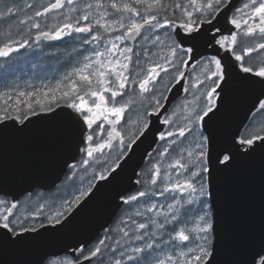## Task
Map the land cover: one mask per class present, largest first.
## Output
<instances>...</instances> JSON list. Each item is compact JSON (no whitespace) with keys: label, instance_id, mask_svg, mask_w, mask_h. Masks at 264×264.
<instances>
[{"label":"snow or ice","instance_id":"6c2138e0","mask_svg":"<svg viewBox=\"0 0 264 264\" xmlns=\"http://www.w3.org/2000/svg\"><path fill=\"white\" fill-rule=\"evenodd\" d=\"M230 3L231 0H53L40 5L42 10H34L33 14L28 13L34 9L29 0L0 3V22L12 25L16 21L15 33L10 30L0 39V58L4 61L22 48L61 40L72 33L91 34L83 36L81 43L93 46L92 53L83 55L73 71L55 86L34 91H21L17 86L13 89L14 103L9 102L13 100L11 94L0 93V132L23 133L31 116L51 112L62 104L71 110L65 113L68 120L78 124L84 133L80 167L86 171L92 164H100L102 169L98 172L102 183L89 181L84 188L81 181L70 200L65 198L47 214L41 207L18 216L16 202L0 200V245L20 247L40 240L45 233L35 226L37 219L45 232L66 230L69 216L116 182L118 170L134 154L138 141L147 139L153 127L160 125L152 133L154 141L163 143L158 152L160 159L149 169L150 182L154 186L158 181L163 184L159 194L170 193L167 198L171 202L163 212H155V206L136 211L134 215L142 218L138 222L123 206L155 192L118 193L114 203L128 215V221H121L127 230L121 228L122 234L114 241L121 258H113L109 264H224L214 182L236 166L238 157H251L256 151L255 141H264V135L259 133L253 136L239 132L219 147L215 141L213 128L226 110L232 71L238 68L244 79L255 76L264 80V0H248L237 9L242 15H233L228 21L240 30V36L231 31L225 36L219 27L217 18ZM249 20L253 23L249 24ZM81 21L87 24L80 26ZM130 41L137 42L136 48L128 46ZM210 46L230 53L237 63L214 55L193 76L187 70L196 69L194 54ZM238 47L243 48V55L238 54ZM253 53L258 55L253 57ZM245 56L257 61L258 69L247 66ZM222 60L226 62L222 64ZM177 85L185 94L179 110L169 103ZM257 107L264 114V101H257ZM129 112H134L137 119H126ZM105 132L106 138L101 140ZM69 167L72 179L78 168L76 164ZM92 177L94 181L96 171ZM29 220L33 221L31 227L25 223ZM125 238L129 245L141 243L126 248L122 243ZM110 240L111 230L94 246L91 242L70 243L62 253L41 257L38 264H105L102 248L117 252V247L108 243ZM243 252L244 258L235 264H264V235L258 241L246 242Z\"/></svg>","mask_w":264,"mask_h":264},{"label":"water","instance_id":"95a60500","mask_svg":"<svg viewBox=\"0 0 264 264\" xmlns=\"http://www.w3.org/2000/svg\"><path fill=\"white\" fill-rule=\"evenodd\" d=\"M245 1L231 0L219 14V27L225 36L230 31H237L228 21ZM214 55L226 57L232 64L237 63L230 53L211 46L195 53L194 63ZM225 62L222 60V64ZM243 76L238 68L230 75L226 110L213 128L217 147L230 142L238 132L241 134L251 114L258 108L257 101L264 100V80L255 76L244 79ZM182 95L177 85L170 94L169 103L172 105ZM70 111L59 105L51 112L31 116L23 133L13 130L0 132V193L16 199L34 188L50 189L62 179L67 166L77 160L84 136L80 126L71 123L65 115ZM159 127L162 126L155 125L147 139L138 141L134 154L122 163V170H118L116 182L69 216L66 230L52 232L49 229L45 232V229H39L45 234L36 242L20 247L0 245V264H38L41 257L52 252L62 253L70 243L85 244L96 240L119 212L114 203L115 196L121 192L129 195L137 188L138 172L158 142V139L154 141L152 133ZM262 145L264 141H255V153L248 159L238 157L236 166L214 182L224 264H235L243 259V245L248 241H258L264 235ZM94 183L99 185L102 181L98 179Z\"/></svg>","mask_w":264,"mask_h":264},{"label":"trees","instance_id":"16d2710c","mask_svg":"<svg viewBox=\"0 0 264 264\" xmlns=\"http://www.w3.org/2000/svg\"><path fill=\"white\" fill-rule=\"evenodd\" d=\"M23 18V17H22ZM16 24V21H13L12 25H9L5 22H2V24H0V29H1V33H3L5 30L3 29L2 25H4L5 29L9 32L10 30L13 31V33H15V29L13 27V25ZM6 32V31H5ZM7 33V32H6ZM4 37L0 36V39H3ZM58 46V45H57ZM57 46H54V48L51 47H46L44 49V55L42 53V56H48V58H46V60H43V62L40 61L41 55L39 53H37L35 51L34 48H24L22 49V51L20 50L19 52H14L12 53L11 57L9 58L8 61H4L2 58H0V82L1 81H6L9 82L15 79H19L21 77V75L25 74V71L28 69L29 71L32 70L35 74L42 75L41 73H46L47 76L48 74L54 72L59 73L61 71L62 67L61 65H63L64 61H69L70 58V52L67 43H59V46L61 47L58 48ZM57 48V49H56ZM53 49V51L51 50ZM55 49V50H54ZM35 51V52H33ZM51 51V52H50ZM56 51V53H54ZM62 51V52H61ZM33 52V53H32ZM64 52V53H63ZM78 51H76V59L78 58ZM21 53V54H20ZM51 53V54H50ZM25 57H24V55ZM28 54V55H27ZM30 54H34L32 57V55ZM57 54V55H56ZM60 54V55H59ZM67 54V55H66ZM27 55V56H26ZM56 55V56H55ZM63 55V56H62ZM29 56V58H28ZM31 56V57H30ZM51 56V57H50ZM60 58H59V57ZM80 56V55H79ZM53 57V58H52ZM54 57H58V60H55L56 58ZM31 58V59H30ZM34 58V59H32ZM52 58V59H51ZM26 59V60H25ZM39 59V60H37ZM48 59V60H47ZM49 59L51 62H56L54 65L55 70H52L51 68H49L50 66H52L54 63H50ZM63 59V60H62ZM67 59V60H66ZM28 60V61H27ZM31 60V61H30ZM37 60V61H36ZM22 61V62H21ZM27 61V62H26ZM30 61V62H29ZM45 61V62H44ZM47 61V62H46ZM59 61V62H58ZM63 61V62H62ZM25 62V63H24ZM41 62V63H39ZM22 63V64H21ZM28 63V64H27ZM32 63V65H31ZM39 63V64H38ZM44 63V64H43ZM20 64V65H19ZM30 64V65H29ZM35 64V65H34ZM41 64V65H40ZM51 64V65H50ZM59 64V65H58ZM27 65V66H26ZM44 65V66H43ZM46 65V66H45ZM50 65V66H49ZM30 66V67H29ZM39 66V68H37ZM41 66V67H40ZM17 67V68H16ZM25 67V69H24ZM44 67V68H43ZM21 68V69H20ZM49 68V69H48ZM58 68V69H56ZM17 69V70H16ZM51 69V70H50ZM60 70V71H59ZM54 77V76H52ZM60 77V76H57ZM48 78H50L48 76ZM54 78H52L53 80ZM60 81H62L61 79H59ZM0 103H2V101H0ZM261 129H264V114L259 113L258 109L253 113V115L251 116L249 122L247 123L244 131L242 132L241 135H253L255 136L257 133H259L260 135H264V131H261ZM155 152V151H154ZM153 152V153H154ZM150 155V159L152 158V155ZM147 164H145V166H143V168L140 170L139 174H138V180H141L143 183H138L137 189L135 190V193L138 195V191H156L158 190V187L155 185H151L150 182V178L151 175L149 174L150 171V167L151 166H147ZM166 196L161 195V197H155V195H150L147 197H141L138 199V201H136L135 203H133L132 205H125L123 206L125 209H128V215L132 216L133 220H136L138 222H142V218L139 216H135L134 213L136 211H145L146 208L151 207L150 204H152L154 202V211L159 213L157 211V206L159 204L162 205L163 208H166V204L171 202H165L163 203V199ZM193 208H195V206H193ZM194 213V212H193ZM193 213H190V215H193ZM128 215H126L123 211H119L114 223L111 225V227H109L108 232L111 230L112 232V240L108 241L109 244H111L114 247H117V252L112 253L106 249L102 248V251L106 253L107 255V259L105 260V264H109V262L113 259V258H121L119 256V246H116L114 241L116 239H119L120 235L122 233H120V229L121 228H125L127 230V225L121 223V221H128ZM148 216H152L154 219H162V217H157L154 216L153 213H147ZM130 223V221H129ZM130 236H134V233L130 232ZM128 238H125V241H122V243L124 244V246L130 247V246H136L137 244H140L141 242L136 241L133 244L129 245V243L127 242Z\"/></svg>","mask_w":264,"mask_h":264},{"label":"flooded vegetation","instance_id":"af4514ba","mask_svg":"<svg viewBox=\"0 0 264 264\" xmlns=\"http://www.w3.org/2000/svg\"><path fill=\"white\" fill-rule=\"evenodd\" d=\"M29 2H32L34 4V9L28 10V13L33 14L34 10H42V8H40V5H46L50 2H53V0H29ZM51 15H53V14H49V16H51ZM23 18H26V17H23ZM38 19H45V18H38ZM83 22L86 23L85 21H83ZM83 22H81V23H83ZM252 23H253V21L251 20L249 24H252ZM85 35H88V34L72 33L71 35L63 36L61 38V40L42 41V42H40L39 46H36L33 44L32 48H34L35 51H37L41 55L40 60L42 61V60L48 58L47 56H44V58L42 56V53L44 54V49L46 47L52 46V48H54V46H57V45L59 46L60 42L67 43L68 44L67 48L69 49V52H70L69 61H67L63 64V67H61L62 69L64 68L63 70L61 69V71L59 73H56V76H64L66 73H71L74 69V66H77L78 62L82 61V57L78 61L75 60L76 59V51H78L77 52L78 56L80 54L89 55L92 53V47H93L92 45L81 43V40H82L83 36H85ZM26 39H27V36H26ZM29 43L31 44L32 41H29ZM136 43H137L136 41H134L132 44L128 42V46H132V47L136 48ZM100 50L102 51L103 48H101ZM238 54H241V51L238 52ZM261 54H264V53H261ZM247 58H248V56L244 57V63L247 66H251L254 69H258V67L260 65L256 62L255 63L248 62ZM201 61H204V60H201ZM51 67H52L51 68L52 70H55L54 64ZM56 69H58V68H56ZM53 73L54 72L48 74V76L50 77V75ZM41 74H43V73H41ZM135 116H136V114L134 112L126 113V119H129V120H135ZM122 124H123V121H122ZM104 126H105L104 128L107 130L108 129L107 125L105 124ZM105 134H106V132H105ZM102 138L103 137H101L100 139L102 140ZM83 147H84V143L82 144V146L80 148V153H79L77 160L73 163H70L67 166L66 172L63 174L62 179L58 183H56L52 188L47 189V190H44L41 188H34L32 191H28L16 199H13L9 195H5L3 193H0V200H7L9 203L16 202L18 205V209L16 210V214L18 216L29 215L32 212L38 211L39 208H41V207L44 208L45 214H47L49 211L53 210L54 208H58L65 198L70 200L73 197V195L75 194L76 187L78 186L77 184H75L74 181H72V179H74L75 176H78V173H75V175L73 176V178L71 179V181L69 183L67 182V177H69V174L72 173V169L69 166L72 164H76L77 168H78L77 172L82 174L84 179H86L88 176H90L89 179H93L91 172L93 170L97 169L100 165V164H96V165L92 164V166L88 168L90 170L92 169V171L90 173H87L88 169L85 171L84 168L80 167V162L83 159V152H82ZM105 151L107 152L108 150L106 149ZM98 179H99V177L97 174V177L93 181V183ZM2 211H3V206L0 205V212H2ZM25 223H27L28 226L31 227L33 221L29 220V221H25ZM39 223L40 222L38 219L35 220V226L37 227V229H40ZM106 233H108L107 229L104 230L103 232H101L100 235L98 236V238L96 240H94L91 243V245L94 246L98 242V239L103 238ZM103 259H104V261L107 259V255L105 252H104Z\"/></svg>","mask_w":264,"mask_h":264},{"label":"rangeland","instance_id":"374dc122","mask_svg":"<svg viewBox=\"0 0 264 264\" xmlns=\"http://www.w3.org/2000/svg\"><path fill=\"white\" fill-rule=\"evenodd\" d=\"M4 2V0H0V3H3ZM89 2H91V0H89ZM243 6V5H242ZM241 6V7H242ZM66 11V9H61L60 10V12H65ZM78 14H80V13H72V15H78ZM234 15H237V16H240V15H242L241 13H239L238 11L234 14ZM60 19L62 20L63 19V17L61 16L60 17ZM244 19H247V17H244ZM250 21L251 20H249L248 21V23H250ZM81 22H83V21H81ZM0 24H2V22H0ZM87 24V22L86 23H81V25L80 26H85ZM2 27H3V29L6 31V32H8L6 29H5V27H4V25H2ZM245 26L243 25V22H242V29L244 28ZM3 32V33H1V29H0V36H2V37H4V35L6 34V32ZM80 34V33H79ZM238 36H240V30L238 31V33H236ZM89 36L91 35V34H88ZM115 35V34H114ZM16 38H19V37H16ZM25 39H26V36L24 37ZM241 39H245V40H251V38H243V37H241ZM256 42H258V41H255V40H252V43H256ZM22 49H24V48H22ZM22 49H20V50H22ZM237 51L238 52H240L241 51V54L243 55V48H241V47H239V48H237ZM258 54L257 53H253V57H255V56H257ZM207 60L208 59H206V60H204L203 62H201L200 64H198L197 66H196V69L195 70H192L191 72L193 73V76H195L199 71H200V68H199V66L202 64V63H207ZM247 61L248 62H250V63H257V61H255L254 59H252L251 57H249L248 56V58H247ZM74 67H76V66H74ZM52 76H54V77H52ZM63 77L64 76H60V77H57L56 76V74L55 73H53V74H51L50 75V78H48V76H47V74L46 73H43L42 75H39L38 76V74H35L32 70H26L25 71V74H23V75H21V77L19 78V79H15V80H12V81H10L9 82V80H8V82H4V81H1L0 82V93H9V94H11L12 96H13V100L12 101H9L10 103H14V100H15V92L13 91V89L14 88H17V86H18V90H21V91H34V90H36V89H42V90H46L45 89V86L46 85H50V86H55V84L56 83H58V82H61L59 79H61V80H63ZM52 78H54L53 80H52ZM201 78H203L202 76H201ZM65 83H67V82H65ZM29 85H31V87H29ZM184 97H185V95L177 102V103H175L174 105H173V107L174 108H176L177 110H179V106L184 102ZM189 99H191V96H189L188 97ZM173 107L169 110L170 112L173 110ZM135 119H137V117L135 116ZM107 125V124H106ZM105 127V126H104ZM117 127H120L119 125L117 126ZM107 128H108V125H107ZM106 138V134L103 136V138L102 139H105ZM163 142H159V145L157 146V149L155 150V152L153 153L154 155H152V158L150 159L149 158V161L147 162L148 163V165L147 166H151L152 167V165L153 164H155V162H156V160L157 159H160V157L158 156V152L161 150V144H162ZM108 163H111V160H108L107 161ZM146 163V164H147ZM96 165V164H95ZM150 167V168H151ZM100 170H102L101 169V166L99 165V167L97 168V169H95V170H93L92 171V169L90 170V169H88V171H87V173H90L91 171V175H92V173L94 172V171H96L97 172V174H98V172L100 171ZM169 171H172V172H174V170H172V169H169ZM76 173H78V176H75V178L74 179H72V181H74L75 182V184H77L78 186L76 187V190H75V193H76V191H77V188H79L80 186H81V181H83V187L84 188H87L88 187V182L89 181H92L93 182V179H89V177L90 176H88L86 179H84V177H83V175L82 174H80L79 172H76ZM150 175H152V173H151V171H150V173H149ZM162 175H163V170H162V173H161ZM149 178L151 179V177L149 176ZM81 179V180H80ZM71 181V179H69V177H67V182L69 183ZM157 187H158V190H156V191H154L155 192V197H161V195L159 194L160 193V191L162 190V188H163V184H160L159 183V181H158V184L156 185ZM132 194H136L135 192L134 193H132ZM131 195V194H130ZM171 194L170 193H165L164 194V196H166L164 199H163V203H165V202H169L170 201V199H168L167 197H169ZM133 203H135V202H133ZM170 203V202H169ZM168 204V203H167ZM166 204V205H167ZM165 205V206H166ZM150 206L151 207H153V206H155L154 205V202L152 203V204H150ZM157 211L158 212H163V211H165L166 210V208H163L162 207V205L161 204H159L158 206H157ZM195 214V212L193 213V215Z\"/></svg>","mask_w":264,"mask_h":264},{"label":"bare ground","instance_id":"6f19581e","mask_svg":"<svg viewBox=\"0 0 264 264\" xmlns=\"http://www.w3.org/2000/svg\"><path fill=\"white\" fill-rule=\"evenodd\" d=\"M57 47H58V46H57ZM51 48H52V46H51ZM58 48H60V50H61V47H60V46H59ZM56 49H57V48H56ZM51 50L53 51V49H51ZM54 50H55V49H54ZM21 51H22V50H21ZM33 52H35V51H33ZM33 52H32V53H33ZM36 52H37V51H36ZM50 52H51V51H50ZM61 52H62V51H61ZM37 53H38V52H37ZM54 53H56V51H55ZM63 53H64V52H63ZM20 54H21V53H20ZM50 54H51V53H50ZM23 55H24V54H23ZM27 55H28V54H27ZM27 55H26V56H27ZM30 55H32V54H30ZM33 55H34V54H33ZM33 55H32V57H34ZM43 55H44V54H43ZM56 55H57V54H56ZM56 55H55V56H56ZM59 55H60V54H59ZM66 55H67V54H66ZM69 55H70V54H69ZM46 56H47V55H46ZM62 56H63V55H62ZM24 57H25V55H24ZM30 57H31V56H30ZM47 57H49V55H48ZM50 57H51V56H50ZM58 57H59V56H58ZM58 57H57V58H58ZM60 57H61V56H60ZM60 57H59V58H60ZM28 58H29V56H28ZM43 58H44V57H43ZM45 58H46V57H45ZM52 58H53V57H52ZM52 58H51V59H52ZM54 58H56V57H54ZM57 58H56L55 60H58ZM30 59H31V58H30ZM32 59H34V58H32ZM25 60H26V59H25ZM37 60H39V59H37ZM37 60H36V61H37ZM44 60H46V59H44ZM47 60H48V59H47ZM62 60H63V59H62ZM66 60H67V59H66ZM27 61H28V60H27ZM27 61H26V62H27ZM30 61H31V60H30ZM30 61H29V62H30ZM40 61H41V60H40ZM51 61H52V60H51ZM51 61H50V59H49V62H50V63H54V62H51ZM21 62H22V61H21ZM41 62H43V60H42ZM41 62H39V63H41ZM44 62H45V61H44ZM46 62H47V61H46ZM56 62H57V61H56ZM56 62H55V63H56ZM58 62H59V61H58ZM62 62H63V61H62ZM65 62H67V61H64V63H65ZM24 63H25V62H24ZM39 63H38V64H39ZM55 63H54V65H55ZM64 63H63V64H64ZM21 64H22V63H21ZM27 64H28V63H27ZM43 64H44V63H43ZM19 65H20V64H19ZM29 65H30V64H29ZM31 65H32V63H31ZM34 65H35V64H34ZM40 65H41V64H40ZM50 65H51V64H50ZM50 65H49V66H50ZM58 65H59V64H58ZM26 66H27V65H26ZM43 66H44V65H43ZM45 66H46V65H45ZM52 66H53V65H52ZM61 66L63 67V65H61ZM29 67H30V66H29ZM40 67H41V66H40ZM16 68H17V67H16ZM37 68H39V66H38ZM43 68H44V67H43ZM49 68H52V67L50 66ZM49 68H48V69H49ZM60 68H61V67H60ZM20 69H21V68H20ZM24 69H25V67H24ZM61 69H62V68H61ZM63 69H64V68H63ZM63 69H62V70H63ZM16 70H17V69H16ZM50 70H51V69H50ZM59 71H60V70H59Z\"/></svg>","mask_w":264,"mask_h":264}]
</instances>
